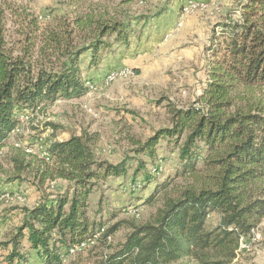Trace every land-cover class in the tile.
Here are the masks:
<instances>
[{
	"label": "trees",
	"instance_id": "trees-1",
	"mask_svg": "<svg viewBox=\"0 0 264 264\" xmlns=\"http://www.w3.org/2000/svg\"><path fill=\"white\" fill-rule=\"evenodd\" d=\"M1 28L0 18V40ZM131 34L129 23L89 13L49 27L37 49L14 55L0 45V149L18 127L17 110L36 112L58 99L87 94L81 56L89 52V64L96 67L106 50L127 44ZM207 51L206 81L195 101L187 107L169 105L170 126L136 149L154 159L165 139L178 148L176 177L191 183L180 188H174L173 179L159 183L145 200L160 203L148 221L121 219L110 225L91 218L90 195L108 177L125 176L127 162L97 158L95 133L58 140L53 132L41 179H63L68 186L25 210L16 233L0 242L8 249L3 264H26L24 239L43 264H64L107 245L121 227L127 228L125 240L99 264H230L237 257L241 239L264 218V94H255L264 92V0L241 1L238 18L214 33ZM15 160L23 171L27 165ZM141 172L148 179L143 161L136 168ZM213 213L220 221L209 228ZM85 241L93 243L79 248Z\"/></svg>",
	"mask_w": 264,
	"mask_h": 264
},
{
	"label": "rangeland",
	"instance_id": "rangeland-1",
	"mask_svg": "<svg viewBox=\"0 0 264 264\" xmlns=\"http://www.w3.org/2000/svg\"><path fill=\"white\" fill-rule=\"evenodd\" d=\"M241 1L0 0V45L14 55L31 46L37 49L49 27L69 24L76 15L90 13L114 18L129 23L132 29L129 42L113 44L96 67L89 64V52L81 56L82 76L89 87L87 94L58 99L36 112L16 111L18 127L0 149V242L16 233L26 209L49 195L64 192L68 186L63 179H41L40 171L46 166L42 155L53 132L58 140L83 131L95 133L97 141L93 148L97 158L113 164L127 162L125 176L108 177L90 195L91 218L110 225L121 219L148 221L160 203L147 204L145 200L159 183L173 179L174 188L191 183L192 180L176 177L178 148L161 139L156 158L152 159L136 151L137 143L170 126L169 105L187 107L195 101L206 81L207 49L214 33L238 18ZM123 70L127 74H122ZM110 73H114L112 79L108 78ZM48 123L57 129L47 126ZM15 159L27 165L23 171L20 172ZM139 161L145 163L148 179L144 173H136ZM219 221L218 214H210L208 227H215ZM126 233L127 228L121 227L107 245L67 258L64 264H99L104 255L125 240ZM22 243V249L27 251L26 264H43L28 240ZM7 254L8 249L0 248V264ZM172 264L195 263L184 260ZM230 264H264V218L254 234L244 239Z\"/></svg>",
	"mask_w": 264,
	"mask_h": 264
},
{
	"label": "built area",
	"instance_id": "built-area-1",
	"mask_svg": "<svg viewBox=\"0 0 264 264\" xmlns=\"http://www.w3.org/2000/svg\"><path fill=\"white\" fill-rule=\"evenodd\" d=\"M122 74H127V71L123 70L121 72ZM114 77V73H110V75L108 76V78H113ZM52 142V140L49 141V145L48 147L50 146V143ZM42 157H45L47 160H50V153L48 151V148L43 152V155ZM253 234H254V230H253ZM243 241L244 239L242 238L241 239V244H240V249L241 247L243 246ZM91 243H93V241H85L81 244V246L79 248H86L87 246H89ZM72 252H74V250H72Z\"/></svg>",
	"mask_w": 264,
	"mask_h": 264
}]
</instances>
